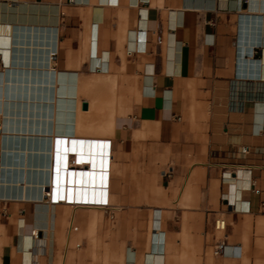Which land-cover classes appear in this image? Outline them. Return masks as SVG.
Returning a JSON list of instances; mask_svg holds the SVG:
<instances>
[{
  "label": "crops",
  "instance_id": "1",
  "mask_svg": "<svg viewBox=\"0 0 264 264\" xmlns=\"http://www.w3.org/2000/svg\"><path fill=\"white\" fill-rule=\"evenodd\" d=\"M240 1L0 0V264H264V5ZM31 156L50 182L3 170Z\"/></svg>",
  "mask_w": 264,
  "mask_h": 264
},
{
  "label": "bare ground",
  "instance_id": "2",
  "mask_svg": "<svg viewBox=\"0 0 264 264\" xmlns=\"http://www.w3.org/2000/svg\"><path fill=\"white\" fill-rule=\"evenodd\" d=\"M229 1V0H228ZM244 0H241L240 1V4L242 5V2H243ZM245 1H251V3H252V5H256V6H258V5H264V0H245ZM225 3V2H224ZM227 3V2H226ZM25 13V12H24ZM37 13V12H36ZM55 14V13H54ZM53 14V15H54ZM12 15V14H11ZM55 16V15H54ZM56 17V16H55ZM50 18V17H49ZM54 18V17H53ZM57 18V17H56ZM55 18V19H56ZM52 20V19H51ZM52 23V22H51ZM55 23V22H54ZM29 24V23H28ZM50 24V23H49ZM19 27V26H18ZM51 27V26H50ZM47 28V29H44V30H41V29H37V30H33V32L31 33L32 35H31V37H32V42L34 43V45L32 46V48L35 50V52L36 51H40V50H42L43 49V51L45 50V49H48V52H51L52 51V49H53V28ZM9 31H11V32H13V28H12V26L11 27H9ZM19 32H22V31H20L19 30ZM25 32V31H24ZM30 32V31H29ZM55 33V32H54ZM26 35H23L22 37H25ZM12 38V37H11ZM27 39V38H26ZM16 45H18V44H16ZM24 45V44H23ZM31 45V44H30ZM19 46V45H18ZM28 46V45H27ZM16 53V52H15ZM50 54V53H49ZM54 56H55V54H53L52 55V58H54ZM49 57H50V55H49ZM50 61V60H49ZM50 63V62H49ZM51 64V63H50ZM42 65V64H41ZM47 65V64H46ZM17 66V65H16ZM51 66V65H50ZM54 67V66H53ZM52 66L51 67H48V68H50L49 69V78H48V89L46 90V87L45 88H43V90H42V86H41V72L39 71V79H37L36 77H35V74L37 75V73L34 71V77H33V84H32V87H31V89L29 88V90H31V93L29 94H27V96H28V101L29 100H32V107H35L38 103H41L42 101H48V102H50L54 97V95L52 94V90H53V86H51L52 84V82H53V80H52V75H53V70H54V68H53ZM24 68H25V66H24ZM30 68V67H29ZM38 69V68H37ZM55 71V70H54ZM22 75H23V73H22ZM21 75V76H22ZM24 76H26V75H24ZM10 77H11V75L9 76V71L7 72V75H6V80L8 81L7 82V84H6V88H5V91H4V95L6 96V103L4 104V106H5V108L4 109H2V111H3V117H4V120H5V124H4V128L6 129V130H9L10 128L14 131L15 129H17V130H21L22 129V126L21 125H17L16 126V121H20V117L22 116V113L23 114H28V116H30V114H32V112H33V114H35V112H36V110L35 109H33V110H31V111H29V110H27V111H23V109H9V97H10V95H12V96H14V94H15V97H16V99L15 100H17V101H20V96L21 97H23V96H25V94H21V93H19V89L18 88H16L17 89V92H16V89H15V92H12V94H10V92H11V90L12 91H14V84L12 83V86H10V83H9V80H10ZM43 77H45V76H43ZM15 80V79H14ZM16 80L17 81H19L20 79L18 78V76H17V78H16ZM12 81H13V78H12ZM22 81V80H21ZM20 84V83H19ZM25 84H27V83H25ZM46 85V84H45ZM29 86V85H28ZM28 90V91H29ZM27 91V92H28ZM46 91H48V92H46ZM54 91V90H53ZM20 92H22V91H20ZM2 96H3V94H2ZM3 102V101H2ZM22 103V102H21ZM15 106V105H14ZM1 111V112H2ZM26 112V113H25ZM12 118V119H11ZM10 119H11V121H12V123H13V125L12 126H10ZM2 124V123H1ZM9 133V132H8ZM13 134V133H12ZM12 134H11V136H12ZM19 134V133H18ZM5 135H6V133H5ZM13 136H14V134H13ZM6 137V136H5ZM7 138V137H6ZM7 143V146H8V142H6ZM26 146V145H25ZM88 146H90L89 144H88ZM18 147V146H17ZM25 148V147H24ZM29 148V147H28ZM31 148H33V147H31ZM89 148V147H88ZM38 149V148H37ZM84 149H86V146L84 147ZM90 149V148H89ZM98 149V148H97ZM5 150H6V148H5ZM9 150V149H8ZM18 150V149H17ZM25 150V149H24ZM91 150V149H90ZM11 151V150H10ZM34 150H32V152H33ZM6 152V151H5ZM25 153V152H24ZM32 155H34L33 153H32ZM6 156V155H5ZM66 157V156H65ZM39 159H42L41 161H43L44 162V164L43 165H41L43 162H41L40 163V165H34V163L32 164V162H30V161H39ZM62 159H63V157H62ZM80 160H85V159H89L90 160V163L92 164V166L96 169V168H98V166H99V164H100V162H99V156H98V154H96V155H92V154H89V155H85V152H83V154H80V158H79ZM8 160V159H7ZM47 161V159L46 158H44V157H37V156H31V157H29L27 160L25 159V157L24 158H20V157H18L17 158V164H16V168H15V170L13 169V168H11L10 166H7V163H6V167H4L3 168V170L5 169V170H7L8 171V169L10 170V171H16V173H15V176L13 177H10L11 178V180H13V179H15L16 181H18V180H25V181H27V182H29V183H32V182H50L51 181V176H52V172H53V163H51V166H50V164H49V166L51 167H46L47 165L46 164H48V163H45ZM63 162V161H62ZM37 162H35V164H36ZM61 163V162H60ZM60 163H57V164H60ZM67 163V161L65 162V164ZM65 164H63V165H65ZM12 165H13V163H12ZM104 165H105V163H104ZM107 165V164H106ZM14 166V165H13ZM59 168H61V165H59ZM59 170H61V169H59ZM103 172V171H102ZM51 175V176H50ZM90 175V174H89ZM82 177H84V174L82 173V175H81ZM68 177V176H67ZM97 178V177H96ZM100 179V178H99ZM29 183H28V185H29ZM88 183H89V181H88ZM82 184V183H81ZM84 185V184H83ZM88 185V184H87ZM97 185V184H96ZM35 186V185H34ZM41 187V186H40ZM29 190V189H28ZM32 190H34V189H32ZM38 190H39V187H38ZM40 191V190H39ZM38 191V193H40V192H42V191H40L39 192ZM47 191V190H46ZM32 192V191H31ZM34 192H36V190L34 191ZM28 193V192H27ZM23 194V193H22ZM20 195V194H19ZM37 195V194H36ZM40 195V194H39ZM33 196V195H32ZM41 196V195H40ZM36 230V232H38L37 231V229H35Z\"/></svg>",
  "mask_w": 264,
  "mask_h": 264
},
{
  "label": "built area",
  "instance_id": "3",
  "mask_svg": "<svg viewBox=\"0 0 264 264\" xmlns=\"http://www.w3.org/2000/svg\"><path fill=\"white\" fill-rule=\"evenodd\" d=\"M68 1L69 3H72V4L77 3V0H68ZM257 191L259 192L258 189ZM49 194H50V191H47V195ZM105 205L108 206L106 209H108L110 216L113 217L114 212L109 211V209H113V207L108 203H105ZM227 227H228V221L224 215H218L214 218V228L218 233H220L219 237L217 238V240L215 241L213 245V254L215 256H223L227 253V248L229 246L227 242V232H226ZM35 229H33L32 234L34 236H37L39 235V229H38V232H36Z\"/></svg>",
  "mask_w": 264,
  "mask_h": 264
},
{
  "label": "rangeland",
  "instance_id": "4",
  "mask_svg": "<svg viewBox=\"0 0 264 264\" xmlns=\"http://www.w3.org/2000/svg\"><path fill=\"white\" fill-rule=\"evenodd\" d=\"M145 177H146V180H145L146 187H148L149 185H152L153 183H155L154 177H156V176L153 173L152 174H146ZM218 234H220V233H218Z\"/></svg>",
  "mask_w": 264,
  "mask_h": 264
}]
</instances>
